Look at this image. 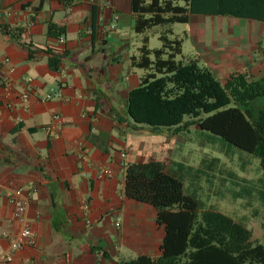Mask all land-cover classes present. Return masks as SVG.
I'll return each instance as SVG.
<instances>
[{"label": "crops", "instance_id": "1", "mask_svg": "<svg viewBox=\"0 0 264 264\" xmlns=\"http://www.w3.org/2000/svg\"><path fill=\"white\" fill-rule=\"evenodd\" d=\"M41 1L0 0V261L22 227L9 198L15 189L30 199L35 245L8 264L158 258L165 228L154 207L126 196V166L162 162L191 195L201 188L203 170L174 155V137L126 127L128 94L145 74L132 65L143 35L134 30L131 0H74L69 7ZM115 17L116 29L108 31ZM206 17L195 28L194 58L221 81L237 71L253 80L264 76V23ZM51 22L66 26L64 43L47 35ZM234 25L240 37L231 39L226 30ZM53 55L62 56L57 71L49 65ZM51 90L61 97L45 101ZM56 116L61 127L49 133Z\"/></svg>", "mask_w": 264, "mask_h": 264}, {"label": "trees", "instance_id": "2", "mask_svg": "<svg viewBox=\"0 0 264 264\" xmlns=\"http://www.w3.org/2000/svg\"><path fill=\"white\" fill-rule=\"evenodd\" d=\"M73 2L62 0L64 7ZM131 10L136 15L134 30L140 35L157 26L187 24L194 15L264 23V0H131ZM66 33V26L48 25L51 38L60 39ZM172 36V29L162 33L163 46L156 50L149 48V38L144 36L140 55L132 58V65L145 74L128 94L126 127L135 134L168 136L196 127L245 151L259 160L263 174L260 186L253 184L242 191L248 197L257 192L264 202V76L253 80L237 71L221 81L198 59H180L184 41ZM61 59L53 55L50 68L57 71ZM218 160L212 159L208 168L214 169ZM229 176L233 185H239L232 171ZM195 193L186 192L183 180L169 174L162 162L127 165L126 196L156 209L165 236L160 257L143 255L119 264H264V237L255 239L244 223L207 208L199 191Z\"/></svg>", "mask_w": 264, "mask_h": 264}, {"label": "rangeland", "instance_id": "3", "mask_svg": "<svg viewBox=\"0 0 264 264\" xmlns=\"http://www.w3.org/2000/svg\"><path fill=\"white\" fill-rule=\"evenodd\" d=\"M184 6V2L179 3ZM227 19L228 17H216ZM231 19H235L230 17ZM229 19V18H228ZM209 20V17L194 15L187 24L177 23L171 26H157L148 30L144 36L149 38V48L152 50L161 49L163 46L160 40L161 34L172 29V38L182 39L183 55L180 57H195V44L193 36L195 28L200 22ZM242 21V20H240ZM244 21V20H243ZM245 22V21H244ZM234 28L226 30L227 35L232 38H239L240 25H234ZM225 32V34H226ZM221 34L214 35L215 40H220ZM208 39V38H207ZM264 41L259 43L260 52L263 51ZM174 137L171 142L176 143L175 156L183 157L196 169H202V184L198 189L199 194L207 208L216 209L236 220L244 223L248 229L253 232L255 239L263 240L264 237V202L261 201L259 194L254 192L253 196L248 197L242 191L243 187L262 184L258 181L262 177L259 171V160L250 154L230 147L221 138L191 127L187 132ZM219 159L214 169L208 168V163L212 159ZM232 171L237 176L239 185H233L229 176ZM213 176V177H212ZM225 178V180L223 179ZM212 183V184H211ZM189 186L190 184H186ZM242 191V195L235 197L236 192ZM258 216H255L257 215Z\"/></svg>", "mask_w": 264, "mask_h": 264}, {"label": "built area", "instance_id": "4", "mask_svg": "<svg viewBox=\"0 0 264 264\" xmlns=\"http://www.w3.org/2000/svg\"><path fill=\"white\" fill-rule=\"evenodd\" d=\"M118 17H115L114 24L108 29V31H113L116 29V22ZM62 43L65 42L64 38L60 39ZM14 71V69H12ZM61 97V92L58 90H51L45 97V101H51ZM21 99L24 103H27L30 99L28 93H25L21 96ZM61 127V118L56 116L52 124H50L46 130L51 133L54 130H57ZM9 198L14 204V218L22 224V227L15 235V237L10 242V247L8 251L2 256L0 264H8L12 261L14 254L23 249L26 246L35 245V238L32 233V230L27 221V209L30 202L28 195L24 193L23 189H15L10 191ZM88 209V206H86ZM122 224V219H117L115 226L120 227Z\"/></svg>", "mask_w": 264, "mask_h": 264}]
</instances>
